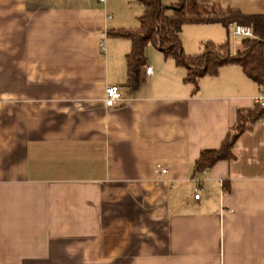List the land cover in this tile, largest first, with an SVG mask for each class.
<instances>
[{"label":"crops","instance_id":"crops-1","mask_svg":"<svg viewBox=\"0 0 264 264\" xmlns=\"http://www.w3.org/2000/svg\"><path fill=\"white\" fill-rule=\"evenodd\" d=\"M129 2L0 0V264H264V125L193 172L260 86L229 63L194 90L159 52L131 88V45L109 35L133 30ZM198 2L264 16V0ZM111 85L126 101L107 108Z\"/></svg>","mask_w":264,"mask_h":264},{"label":"trees","instance_id":"trees-1","mask_svg":"<svg viewBox=\"0 0 264 264\" xmlns=\"http://www.w3.org/2000/svg\"><path fill=\"white\" fill-rule=\"evenodd\" d=\"M145 8L139 18L137 30H113L110 36L125 38L131 42V49L126 56L127 82L131 88L139 83L141 68L145 65L144 51L147 45L156 48L164 58L171 59L179 67L186 69L184 81L194 90L198 81L215 75L229 63L237 64L251 81L258 86L264 85V16L245 15L237 9L222 7L217 4H201L198 0H175L167 6L164 0H133ZM184 25H221L228 29L231 25L248 27L254 38L241 40V51L235 56L229 54V44H204L198 55H185L180 33ZM264 115V109H255L246 115L238 114L233 128L217 150H202L194 164L193 172L203 174L219 161L234 158L233 146L239 136L248 130L247 123H255Z\"/></svg>","mask_w":264,"mask_h":264},{"label":"rangeland","instance_id":"rangeland-1","mask_svg":"<svg viewBox=\"0 0 264 264\" xmlns=\"http://www.w3.org/2000/svg\"><path fill=\"white\" fill-rule=\"evenodd\" d=\"M175 0H164V3L167 6H170ZM131 4L132 10H133V19L132 16L130 18L129 14H126L124 12V16L126 15V18H123L124 20L128 21L130 25V28H125V29H133V30H137L139 28V18H141L144 15V11L145 8L142 4H140L137 1H133L130 0L129 2ZM118 8V5L116 6ZM210 27H191L193 28V31H185V33L183 32L182 36L180 37V41H181V45H182V49L185 53V55H198L203 51V47L204 44L206 43H211L215 46L220 45L224 42H226L227 39H225L227 37V29H225L222 26H218V25H207ZM212 26V27H211ZM197 28L199 31H196ZM210 28V29H209ZM189 30V29H186ZM195 30V31H194ZM203 30V31H201ZM211 30H216L215 32H212ZM219 32H221L224 35V42L219 43L218 44V40L220 39L219 37ZM230 34V32H229ZM212 37V38H210ZM122 40H125V42H127L126 44L131 45V42L128 39L125 38H121ZM183 41H184V45H183ZM230 42L232 43L233 41L231 40V36H230ZM234 44L238 45V43L236 41L233 42ZM185 46V48H184ZM159 51L154 48L152 45H147L144 51V56H145V60H147V58L149 57L148 54H158ZM185 69V68H184ZM186 71V69H185ZM187 73V72H186ZM194 89V88H193Z\"/></svg>","mask_w":264,"mask_h":264},{"label":"built area","instance_id":"built-area-1","mask_svg":"<svg viewBox=\"0 0 264 264\" xmlns=\"http://www.w3.org/2000/svg\"><path fill=\"white\" fill-rule=\"evenodd\" d=\"M99 3H104L105 0H98ZM231 35L233 38H254L252 31L248 27L238 26L234 25ZM100 50L101 52H104L105 45L104 42H101L100 44ZM151 73V67L145 68V74L148 76ZM126 99L122 96L120 92V88L116 85L108 86L105 90V99H104V105L107 108H113L119 103L125 102ZM259 106L264 109V85L260 86L258 94L254 98V107ZM259 122L264 125V115L262 118H260ZM161 173H166L165 169L160 170ZM201 190L197 189L196 194L194 195V199L198 200Z\"/></svg>","mask_w":264,"mask_h":264}]
</instances>
